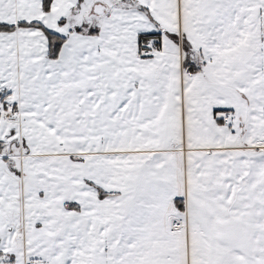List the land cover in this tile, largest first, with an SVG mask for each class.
<instances>
[{"label": "snow or ice", "instance_id": "obj_1", "mask_svg": "<svg viewBox=\"0 0 264 264\" xmlns=\"http://www.w3.org/2000/svg\"><path fill=\"white\" fill-rule=\"evenodd\" d=\"M0 264H264V0H0Z\"/></svg>", "mask_w": 264, "mask_h": 264}]
</instances>
